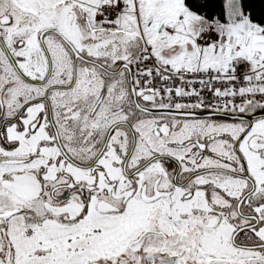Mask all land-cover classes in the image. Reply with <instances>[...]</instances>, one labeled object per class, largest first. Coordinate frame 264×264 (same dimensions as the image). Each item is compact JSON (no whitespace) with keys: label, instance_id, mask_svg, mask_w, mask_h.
<instances>
[{"label":"snow or ice","instance_id":"6c2138e0","mask_svg":"<svg viewBox=\"0 0 264 264\" xmlns=\"http://www.w3.org/2000/svg\"><path fill=\"white\" fill-rule=\"evenodd\" d=\"M0 264H264V0H0Z\"/></svg>","mask_w":264,"mask_h":264}]
</instances>
